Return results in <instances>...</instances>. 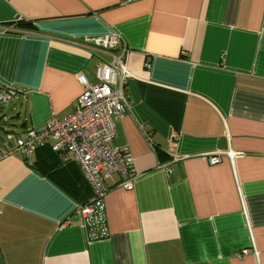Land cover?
<instances>
[{
	"label": "crops",
	"instance_id": "0c3cea01",
	"mask_svg": "<svg viewBox=\"0 0 264 264\" xmlns=\"http://www.w3.org/2000/svg\"><path fill=\"white\" fill-rule=\"evenodd\" d=\"M119 53L130 103L108 145L136 177L106 180L108 235L89 240L75 163L14 148ZM3 85L0 264H264V0H0Z\"/></svg>",
	"mask_w": 264,
	"mask_h": 264
},
{
	"label": "built area",
	"instance_id": "2783aa9c",
	"mask_svg": "<svg viewBox=\"0 0 264 264\" xmlns=\"http://www.w3.org/2000/svg\"><path fill=\"white\" fill-rule=\"evenodd\" d=\"M95 41L105 49L115 50L119 37L112 34ZM127 77L123 54L114 55L110 64L99 63L95 83L90 84L84 76H79L83 90L75 109L59 119L50 117L44 128L29 129L17 139L14 148L29 157L38 147L48 143L62 161L78 165L93 191V197L76 208L89 240L108 235L104 218L106 180L117 173L121 178L120 186L131 188L136 177L129 151L124 148L111 150L108 145L116 134L115 121L125 114L130 103L124 92ZM18 90L9 85L0 87V103L11 101ZM206 158L210 164L216 163L219 153Z\"/></svg>",
	"mask_w": 264,
	"mask_h": 264
},
{
	"label": "trees",
	"instance_id": "16d2710c",
	"mask_svg": "<svg viewBox=\"0 0 264 264\" xmlns=\"http://www.w3.org/2000/svg\"><path fill=\"white\" fill-rule=\"evenodd\" d=\"M47 145L50 147V145L47 143V144H45V145H43L41 147H38L37 149L42 148V147L47 146ZM50 149H51V147H50ZM51 151H52V149H51ZM52 152H54V151H52ZM54 153H56V152H54ZM62 162H63V164L66 163V161H62ZM67 162H69V161H67ZM75 165H76V167L78 168V170L80 172V175H79L80 178H79L78 182L76 183V185H74L72 188H70V186H66L65 185L67 187L65 189L68 190L74 197L78 196V194H80V193L84 196L85 199L84 198L83 199L87 200V201L83 202L82 204H78V206H79V205H83V204L87 203L93 197V191H92L90 185L85 181V179H84V177H83L78 165L77 164H75ZM106 183H107V181H106ZM108 190H109V186H108Z\"/></svg>",
	"mask_w": 264,
	"mask_h": 264
},
{
	"label": "water",
	"instance_id": "95a60500",
	"mask_svg": "<svg viewBox=\"0 0 264 264\" xmlns=\"http://www.w3.org/2000/svg\"><path fill=\"white\" fill-rule=\"evenodd\" d=\"M1 104H3V103H1ZM3 124H5V123L2 122V124H1V126H0L1 129H3ZM44 127H45V125L42 126V127H40V128H38V129H41V128H44ZM11 134H12V133H11L10 131H6V132H5V138H6V139H10V138H11Z\"/></svg>",
	"mask_w": 264,
	"mask_h": 264
},
{
	"label": "rangeland",
	"instance_id": "374dc122",
	"mask_svg": "<svg viewBox=\"0 0 264 264\" xmlns=\"http://www.w3.org/2000/svg\"><path fill=\"white\" fill-rule=\"evenodd\" d=\"M1 104V103H0ZM5 113H7V114H9L10 113V111L8 110V108L6 107L5 108ZM2 124V123H1ZM7 126H9V125H7V124H3V127H7Z\"/></svg>",
	"mask_w": 264,
	"mask_h": 264
}]
</instances>
